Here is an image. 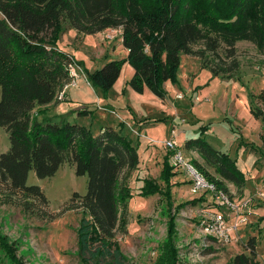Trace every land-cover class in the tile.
I'll use <instances>...</instances> for the list:
<instances>
[{
	"label": "trees",
	"instance_id": "16d2710c",
	"mask_svg": "<svg viewBox=\"0 0 264 264\" xmlns=\"http://www.w3.org/2000/svg\"><path fill=\"white\" fill-rule=\"evenodd\" d=\"M0 15V128L10 139L9 149L0 155L3 202L26 215L52 221L56 215L48 211L41 189L26 186L28 174L33 171L37 178L46 179L63 164L74 167L77 176H87L86 194H74L65 208L84 214L77 231L81 263L126 264L115 237L127 233L126 214L133 197L127 182L139 165L137 147L122 129L101 128L94 135L66 120L59 124L38 118L45 116L48 106L60 103L58 94L70 82L68 66L73 62L91 86L105 93L127 63L133 70L129 87L138 94L148 90L161 100L163 84L177 82L181 55L198 58L202 69L214 77L233 78L239 69L237 42L252 43L264 53V0H0ZM64 23L86 36L120 29L126 58L107 61L97 70L84 69L57 47ZM92 112L77 110L79 116ZM258 114L264 121V115ZM184 147L197 152L213 169L217 177L191 161L217 189L227 193L226 183L243 188L245 179L236 162L201 135L188 139ZM171 170L166 156L159 175L164 188L147 179L138 193L162 194L168 211L175 176ZM198 203L194 199L176 208ZM168 216L166 238L154 264H176L175 223L170 212ZM246 247L249 255L235 256L232 264H256L254 237ZM0 250L11 264H24L4 236H0Z\"/></svg>",
	"mask_w": 264,
	"mask_h": 264
},
{
	"label": "rangeland",
	"instance_id": "374dc122",
	"mask_svg": "<svg viewBox=\"0 0 264 264\" xmlns=\"http://www.w3.org/2000/svg\"><path fill=\"white\" fill-rule=\"evenodd\" d=\"M62 28L58 49L68 52L86 70L101 68L108 55L113 54L114 60L124 58L120 29L109 40L102 33L80 34L66 23ZM235 48L239 69L229 80L214 77L202 69L198 58L181 55L177 82L163 84V100L148 90L135 93L126 84L131 70L127 63L118 84L107 93L91 86L85 81V74L77 71L80 76L77 85L67 89L56 113L50 111L56 105H50L45 116L38 118L48 117L59 124L66 120L90 129L94 135L99 134L101 128L122 129L137 147L139 165L127 182L133 194L126 214L127 233H118L115 237L126 264L155 263L166 238L168 212L175 223L176 264H232L235 256L249 255L246 244L250 237L256 240L257 255L253 263L264 264V121L258 116L259 112L264 115V53L244 41L237 42ZM177 95L182 98L178 99ZM99 105L104 108L97 107ZM81 108L93 112L79 116L77 110ZM172 131L186 160L197 161L217 177L197 152L184 147L188 139L201 135L215 150L228 154L243 174L242 189L226 183V197L240 206L241 216L246 218L231 243H217L201 233L200 215L206 211L218 212L213 205L214 194H191L185 175L174 170L170 152L163 144ZM9 147V134L0 128V155ZM166 156L175 175L170 182V211L162 194L148 197L138 194L147 179L164 188L159 175ZM26 186L41 189L48 201V211L56 215L55 218L45 221L37 215H26L21 208L4 203L0 196V236L14 246L24 264H82L77 231L84 214L75 208H65L74 194H86L87 176H77L74 167L63 164L51 178L39 179L30 171ZM221 191L216 187V192ZM194 199H199V203L176 208ZM244 203L248 205L243 207ZM0 264H11L1 250Z\"/></svg>",
	"mask_w": 264,
	"mask_h": 264
},
{
	"label": "built area",
	"instance_id": "2783aa9c",
	"mask_svg": "<svg viewBox=\"0 0 264 264\" xmlns=\"http://www.w3.org/2000/svg\"><path fill=\"white\" fill-rule=\"evenodd\" d=\"M117 29H110L104 31L102 34L106 39H113L115 34L118 33ZM120 33V31H119ZM112 34V35H111ZM70 75V82L64 86L62 91L58 94V100H61L69 87H75L80 78L78 72H83L75 62L68 66ZM78 71V72H77ZM86 77V76H84ZM87 78L85 79V81ZM88 83V81H87ZM178 99L182 95H177ZM174 133L171 132V137L164 141V146L169 150L170 163L175 168L174 170L185 175L189 184V191L191 194L196 195L202 192H209L214 194L213 205L216 211H206L200 215V231L206 239H211L217 243L229 244L235 239L240 225L246 222V218L241 216L240 206L229 202L226 193L216 192V186L206 180L204 175L186 158L180 150L178 144L174 141ZM248 203H244L246 207ZM199 254L201 252L199 251Z\"/></svg>",
	"mask_w": 264,
	"mask_h": 264
},
{
	"label": "crops",
	"instance_id": "0c3cea01",
	"mask_svg": "<svg viewBox=\"0 0 264 264\" xmlns=\"http://www.w3.org/2000/svg\"><path fill=\"white\" fill-rule=\"evenodd\" d=\"M120 34H121V30H120ZM119 41H120V44H121V46H122V43H121V35H120V39H119ZM122 52H123V55L122 56H124V58L127 56V50L126 49H124L123 47H122ZM68 53V52H67ZM113 55V54H112ZM112 55H108V60L107 61H111V60H114V57L112 56ZM92 71V70H91ZM133 75V70L131 69L130 71H129V77L131 78V76ZM119 80H120V77H119V79L117 80V82L114 84V85H117L118 84V82H119ZM127 84V83H126ZM66 99L67 100H69V95L67 94V96H66ZM56 106H54V107H52V109H50V111L51 112H55L56 113V110L60 107V103H58V104H55ZM48 112V111H47ZM54 113V114H55ZM53 114V116L55 117V115ZM114 129H117V128H114ZM123 134V133H122ZM124 135V134H123ZM134 145V144H133Z\"/></svg>",
	"mask_w": 264,
	"mask_h": 264
}]
</instances>
